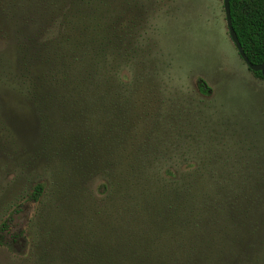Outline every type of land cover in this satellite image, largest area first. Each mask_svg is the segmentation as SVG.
Here are the masks:
<instances>
[{
  "label": "trees",
  "instance_id": "16d2710c",
  "mask_svg": "<svg viewBox=\"0 0 264 264\" xmlns=\"http://www.w3.org/2000/svg\"><path fill=\"white\" fill-rule=\"evenodd\" d=\"M53 1L57 28L25 33L3 80L31 112L34 141L19 147L0 104V248L27 264H259L258 175L197 169L190 157L166 167L137 99L145 76L122 71L132 24L109 0ZM230 8L245 54L263 64L264 0ZM197 90L212 93L203 79Z\"/></svg>",
  "mask_w": 264,
  "mask_h": 264
},
{
  "label": "rangeland",
  "instance_id": "374dc122",
  "mask_svg": "<svg viewBox=\"0 0 264 264\" xmlns=\"http://www.w3.org/2000/svg\"><path fill=\"white\" fill-rule=\"evenodd\" d=\"M53 3L0 0V104L22 149L34 141L33 116L11 97L3 80L15 71L17 44L25 33L34 39L44 26L57 28L58 23L49 20L58 9ZM108 3L115 6L120 24H132V71H122L145 76L137 99L148 107L147 125L153 138L162 142L157 153L165 155L166 167L190 157L197 169L258 175L264 208V80L248 69L234 47L223 0ZM41 11L47 13V21L40 20ZM199 79L211 88V96L198 92ZM26 158L24 154L19 162ZM209 158L219 163L209 166ZM33 208L28 205L18 220L21 228L32 218ZM260 242L256 255L264 264V235ZM0 264L27 263L0 248Z\"/></svg>",
  "mask_w": 264,
  "mask_h": 264
},
{
  "label": "water",
  "instance_id": "95a60500",
  "mask_svg": "<svg viewBox=\"0 0 264 264\" xmlns=\"http://www.w3.org/2000/svg\"><path fill=\"white\" fill-rule=\"evenodd\" d=\"M224 2V11H225V17H226V24L229 32L230 39L236 48L240 58L245 63V65L248 67V69L251 72L254 73H262V76L264 78V63L260 65H254L250 62L247 55L245 54L242 45L238 39V36L234 30L233 23H232V17H231V8H230V0H223Z\"/></svg>",
  "mask_w": 264,
  "mask_h": 264
}]
</instances>
